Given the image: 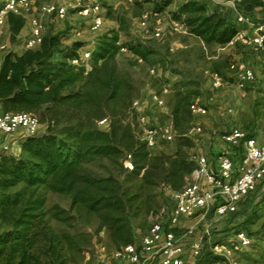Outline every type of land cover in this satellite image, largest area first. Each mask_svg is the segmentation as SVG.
<instances>
[{
    "label": "trees",
    "instance_id": "obj_1",
    "mask_svg": "<svg viewBox=\"0 0 264 264\" xmlns=\"http://www.w3.org/2000/svg\"><path fill=\"white\" fill-rule=\"evenodd\" d=\"M147 1L159 13L171 3ZM256 4H249L248 10ZM174 15L184 18L189 33L209 46L225 47L239 31L230 16L195 0L185 1ZM8 23L15 40L26 18L10 13ZM85 46L82 41L66 43L64 33H55L45 35L36 48L3 55L4 112L34 113L46 128L24 136L19 154H0V264L75 263L92 245L90 233L79 227L93 220L115 252L120 251L135 243L132 218L150 201L152 189L165 185L180 190L184 186L178 182L197 167L184 150L173 156L152 155L140 112L133 107L140 90L117 53L127 47L147 63L157 50L143 42L122 44L117 33L105 34L92 64H74ZM170 95L173 129L181 130L193 113L192 93L175 85ZM105 119L108 127L102 128L99 123ZM129 154L134 156L132 169L125 164ZM115 169L126 173L125 178ZM50 192L69 197L71 209L48 206ZM258 233L264 234V225ZM261 252L264 256V247ZM214 260L218 257L206 249L196 264Z\"/></svg>",
    "mask_w": 264,
    "mask_h": 264
},
{
    "label": "rangeland",
    "instance_id": "obj_2",
    "mask_svg": "<svg viewBox=\"0 0 264 264\" xmlns=\"http://www.w3.org/2000/svg\"><path fill=\"white\" fill-rule=\"evenodd\" d=\"M101 1L108 14L105 15L104 24L96 31L92 30L89 23L72 10L65 20L56 19L54 16L39 15L40 6H36L32 12L42 17L45 35L64 33V37L70 42H85L87 47L83 48L81 52L86 49L92 52L88 61L91 64L99 38L105 34L117 33L122 44L130 45L139 42L151 44L158 53L151 57V61L147 63L138 59L130 51L117 53V58L122 66L132 73L135 83L139 87L140 92L136 100L141 101L139 111L148 117L149 125L173 127V116L167 105L172 98L171 89L175 85H178L184 92L192 93L191 100L194 102L201 99L202 104L207 106L208 112L205 115L191 113L189 119L182 123L181 130H174L176 136L172 141H161L155 147H148L152 155L173 156L178 150H184L188 152L191 160L196 161L198 154L210 151V146V148H215L214 151H217L221 147L223 135L234 126L242 128L250 135L260 136V142H264L263 105L259 102V98H254L250 92L251 90L259 92L260 89L240 90L235 72L230 69L231 63L235 61L245 64L248 63V59L258 60L250 47L237 43L225 47L217 44L209 46L203 39L190 34L188 27L182 23L184 18L177 20L174 15L181 4L187 0H171L165 11L158 18L153 17L145 26L141 24L142 15L153 9V3L147 0ZM157 1L162 2L163 0ZM195 1L206 3L211 10L220 6L218 3L220 0ZM256 6L260 8V12H264V3L259 2ZM229 16L235 21L234 13H229ZM157 28H161L160 37L154 34ZM29 31L30 28L27 29V35L20 39L16 37L17 44L25 43L23 39L24 37L26 39ZM79 31H81L80 35L77 33ZM13 41L10 26L7 24L4 36L0 39V52L7 50L2 46L9 47ZM258 61L261 66L260 70L264 72L263 60ZM214 73H219L224 77V85L219 89H215L212 85ZM155 96L164 99L165 104H159ZM230 109L233 110L230 111ZM137 122H139L138 119ZM108 123L109 121L106 120L99 124L102 128H107ZM197 127H201V131H198ZM45 128L46 125L41 123L39 131L42 132ZM8 145L10 148L2 149V152L16 154V145L13 140ZM180 146L181 148H179ZM133 157L130 159L131 166L128 165V159L125 160L129 169L133 168ZM114 173L122 179L126 176V173L119 174V169H115ZM192 174L187 175L182 183L177 181L178 184H181L182 187L187 185L192 180ZM172 191L165 185L152 189L150 201L144 203L141 210L133 215L135 243H140L152 224L161 220L162 208L170 202ZM54 204L71 209L69 197L50 192L48 193V206ZM263 225L264 179L258 183L256 192L242 200L236 214L218 217L214 211L209 213L197 226L198 237H201L206 226H209L212 232V242L224 241L236 232L244 230L251 234L254 240L249 247L238 251L235 254V259L239 264H264V256L261 254L264 240H258V236L264 237V234L256 235L261 231ZM79 229L90 233L92 245L72 264H97L101 260L110 261L112 264L122 263V260L116 256L115 248L111 245L106 232L98 231L96 221L86 223ZM191 260L194 261L192 254Z\"/></svg>",
    "mask_w": 264,
    "mask_h": 264
},
{
    "label": "built area",
    "instance_id": "obj_3",
    "mask_svg": "<svg viewBox=\"0 0 264 264\" xmlns=\"http://www.w3.org/2000/svg\"><path fill=\"white\" fill-rule=\"evenodd\" d=\"M0 39L4 36L8 15L14 13L27 17L31 13L37 0H0ZM227 3L233 10L235 23L239 31L230 44H240L250 47L254 54H259L264 63V12L255 6L248 10L251 3H264V0H220ZM74 11L86 20L91 29L96 31L104 24L106 9L101 0H51L39 7L40 15L54 16L59 20L68 18L70 11ZM263 13V14H261ZM161 15L153 9L144 12L141 24L147 25L153 18ZM45 26L40 16L30 18V33L25 39L26 48L40 46L45 37ZM78 35L81 31L77 32ZM155 36H161V28L154 32ZM5 48V46H2ZM121 51H129L122 47ZM92 56L88 49L82 51L79 57L72 62L74 64H87ZM230 69L235 72L239 88H245L249 84L258 81V75L254 68L235 61ZM153 72L155 70H152ZM224 77L214 73L212 85L219 89L224 85ZM264 92V84H263ZM159 104L165 101L155 96ZM133 107L140 109L141 101H134ZM193 114L205 115L208 112L206 105L199 101L191 105ZM232 111V109H230ZM140 112V111H139ZM140 123L144 129V139L149 147H155L161 141H172L176 134L172 126L149 125V119L141 114ZM106 120H102L104 123ZM41 122L39 117L31 112H0V132L11 135L19 128H23L25 135H34L39 132ZM201 131V127H197ZM223 141L228 146L219 154L217 167L213 168L207 156H197V167L192 174V180L182 189L172 191L169 205L162 208L161 215L165 221H157L152 224L149 232L140 243L130 244L116 252V256L122 260L121 264H186L184 256L185 247L183 240L190 236L195 228H189L182 234L174 231L173 226L182 219L193 218L198 214L200 221L209 213L215 212L216 216L224 217L228 214H236L244 198L257 191L258 183L264 179V143H259L255 137L241 128H233L223 135ZM242 147V156L239 165L236 166L231 147ZM4 150L10 147L3 146ZM132 155H128L129 166ZM212 232L209 226L203 229L201 238L192 243L191 254L194 263L203 256L205 250H210L218 260L209 264H239L235 254L249 247L253 243V237L244 230L236 232L224 241L212 242ZM97 264H112L110 261L101 260Z\"/></svg>",
    "mask_w": 264,
    "mask_h": 264
},
{
    "label": "crops",
    "instance_id": "obj_4",
    "mask_svg": "<svg viewBox=\"0 0 264 264\" xmlns=\"http://www.w3.org/2000/svg\"><path fill=\"white\" fill-rule=\"evenodd\" d=\"M46 2H48V1H46V0H37L36 1L37 5L35 4L32 10H34L36 8V6L37 7L41 6L42 4H44ZM218 3L220 4V6H217V9L220 10L221 12H224L225 15L229 16V13H231V14L233 13V10L228 6L227 3H222V2H218ZM106 13L108 14L107 10H106ZM35 15H36V13L31 11V13H29V15L26 17V23H25L22 31L20 32V34L17 36L18 39H20L24 35H27L26 34L27 33V29L30 28V18L35 16ZM46 16H48V15H46ZM7 24H9L8 21H7ZM29 33H30V31H29ZM23 41H25V37H24ZM65 42L66 43H70V40L65 38ZM86 47H87V45L84 48H86ZM5 48H7L6 51L0 52V64H1V61H2V58H3V55L7 51L13 50V51H15L17 53H23L27 49L26 46H25V43L17 44L16 39L13 41V44H10L9 47L5 46ZM256 56H257L258 60H260V61L262 60V57L259 54H256ZM258 60H256V59L249 60L248 59V63H245L247 66H250V67L255 69V71H256V73L258 75V81L253 83V84H249L245 88H239V87L238 88L240 90H248V89L251 90V89H256V88L258 89L259 88L260 89L259 92H258V90H254V91L251 90L250 92L252 93L254 98H257V97L259 98V100H260L259 102L262 103L263 111H264V92H263L264 72H262L260 70L261 66H260ZM245 61H246V59H245ZM243 64H244V62H243ZM248 64H251V65H248ZM263 69H264V67H263ZM197 101L202 103L201 99H199ZM0 112H4V109L2 108V104L1 103H0ZM233 128H236V127L234 126V127L230 128L227 132H229ZM237 128H239V127H237ZM247 133L249 134V132H247ZM24 136H26V135H25V131H24L23 128H19L15 133H13L11 135H6V134L0 132V154L4 153V152H2V149H4L3 146L5 144H8L12 140H13V143L16 145V152L15 153L19 154L21 152V144L20 143H21V140L23 139ZM249 136L255 137L258 140L259 143H264V142H260V136H258L256 134L255 135H250L249 134ZM3 137H4V139H3ZM3 140H4V142H3ZM221 140H222L221 147H219V149L217 151H214L215 148H213V147L210 148L211 147L210 146L209 147L210 151H207V153L206 152L205 153L202 152V153L197 155V156H202V155L203 156L204 155L207 156L210 159L213 168L217 167V158H218L219 154L228 146V144H226L223 141L222 138H221ZM201 150H204V149H201ZM231 151H232V155L234 157L235 164L237 166V165H239V163L241 161L242 147L232 146L231 147ZM165 206H170V205H169V203H167ZM200 215L201 214H198V215H196L193 218L182 219L178 224L173 226L174 231L176 233H178V234H182L183 232L187 231L191 227L195 228V231L190 236H188L186 239L183 240V244H184V247H185L184 256H185L186 261H187L186 264H195L194 261L191 260V253H192L191 252V246H192V243L195 240H199L201 238V237L200 238L198 237L199 236V233H198L199 230L197 228L198 224L200 223V218H199ZM160 218H161V220H159V221H165L166 220V218L164 216H162V215L160 216ZM197 218H199V219L197 220Z\"/></svg>",
    "mask_w": 264,
    "mask_h": 264
}]
</instances>
